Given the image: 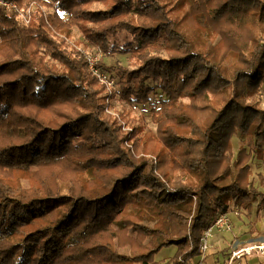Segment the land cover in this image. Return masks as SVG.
<instances>
[{
	"label": "trees",
	"instance_id": "16d2710c",
	"mask_svg": "<svg viewBox=\"0 0 264 264\" xmlns=\"http://www.w3.org/2000/svg\"><path fill=\"white\" fill-rule=\"evenodd\" d=\"M92 1L0 0V264H191L219 214L264 215V0ZM72 25L133 60L95 67L150 106L156 137L134 125L124 145L87 59L50 31Z\"/></svg>",
	"mask_w": 264,
	"mask_h": 264
},
{
	"label": "rangeland",
	"instance_id": "374dc122",
	"mask_svg": "<svg viewBox=\"0 0 264 264\" xmlns=\"http://www.w3.org/2000/svg\"><path fill=\"white\" fill-rule=\"evenodd\" d=\"M88 1V0H84ZM3 4L6 6V8L13 7L9 3L3 2ZM106 4L100 2V1H92L89 4V8L93 10L97 9H103L105 8ZM60 14L66 18L67 15L59 11ZM19 21L22 24H27L29 22V10H22L19 11V14L17 15ZM51 33H53V36L56 39H63L64 45L67 46V49H72L75 54V52H79L80 54H83L84 58L87 59V66L88 69L94 74L98 81L102 84L103 90L100 93L99 98V104L101 107V111L104 114V116H108L110 119H113L116 124L120 125V133L122 136H124V145L126 147H131V139H132V131L134 125H138L142 132L139 134V136H146L150 134L152 137H156V124L152 121L151 115L149 112L150 106L148 104H140L137 105H129L127 102L122 100L118 93H116V89L118 88V83L115 82L113 78H110L108 75L103 74L99 71V69L96 67L97 71L101 74V77H98L96 73L91 69L89 64V58L95 59L94 64H117L123 67H126L128 70H134L136 68L135 63L132 59L128 57V55H120V54H113V55H107L105 56L94 44L89 43L82 35L81 30L78 26L72 25L70 27L69 33H66L64 30H50ZM187 31L190 33V35L195 34L194 31H192L190 28L187 29ZM201 35V33L199 34ZM204 37V35H202ZM160 54L164 55V49L162 46H160ZM44 55L47 59H50L51 57L49 55ZM159 97L158 93L152 94L151 99L157 100ZM260 106H264V99L261 96L260 98ZM142 105V106H141ZM43 116L45 117V110H42ZM136 135V134H135ZM241 139L240 134H234L232 136V143H233V152H237V147L239 146ZM255 162H251V172L252 175L255 172ZM63 166L66 169H72L74 166V163L68 159H64ZM23 184L25 185V181H23ZM60 191L65 192L64 185H60ZM175 248L173 246L170 247H164L162 248L156 255H152L149 258V261H152L153 259H160L166 255L170 256L173 255Z\"/></svg>",
	"mask_w": 264,
	"mask_h": 264
},
{
	"label": "crops",
	"instance_id": "0c3cea01",
	"mask_svg": "<svg viewBox=\"0 0 264 264\" xmlns=\"http://www.w3.org/2000/svg\"><path fill=\"white\" fill-rule=\"evenodd\" d=\"M253 162L256 163L254 178H257V174H261L264 179V161L254 159ZM259 188L262 189V187ZM227 214L231 223L230 230H213L208 238L209 248L203 255L194 257L192 262L227 264L232 251L264 241V215L263 210L257 211V202L248 212L238 215L231 210ZM231 264H264V253L243 254L234 258Z\"/></svg>",
	"mask_w": 264,
	"mask_h": 264
},
{
	"label": "built area",
	"instance_id": "2783aa9c",
	"mask_svg": "<svg viewBox=\"0 0 264 264\" xmlns=\"http://www.w3.org/2000/svg\"><path fill=\"white\" fill-rule=\"evenodd\" d=\"M95 59L93 58H89V64L91 69L96 73V75L98 77H101V74L97 71L95 64H94ZM233 212L235 214H240V211L235 209L233 210ZM231 228V223L230 220L228 218V214L226 213H221L217 216V218L214 220L213 224L211 225V227H209L207 230H205L203 232V236L201 238V244H200V255H203L206 250L209 248V243H208V238L212 235L213 230H230ZM258 253V254H263L264 253V241L255 243V244H251L249 246H245L241 249L238 250H234L231 252V256L228 259V263L227 264H231L232 260L236 257H239L243 254H249V253ZM191 264H198L195 262H192Z\"/></svg>",
	"mask_w": 264,
	"mask_h": 264
}]
</instances>
